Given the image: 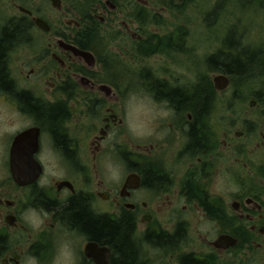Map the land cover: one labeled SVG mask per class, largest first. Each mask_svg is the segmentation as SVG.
Masks as SVG:
<instances>
[{"label": "flooded vegetation", "instance_id": "obj_1", "mask_svg": "<svg viewBox=\"0 0 264 264\" xmlns=\"http://www.w3.org/2000/svg\"><path fill=\"white\" fill-rule=\"evenodd\" d=\"M157 12L168 0H0V264H264V133L249 150L218 104L170 101L197 73L116 69L151 58ZM137 90L150 119L128 145Z\"/></svg>", "mask_w": 264, "mask_h": 264}, {"label": "rangeland", "instance_id": "obj_2", "mask_svg": "<svg viewBox=\"0 0 264 264\" xmlns=\"http://www.w3.org/2000/svg\"><path fill=\"white\" fill-rule=\"evenodd\" d=\"M218 0H184L185 3V16L184 21L187 24L186 40L187 47L186 53H171V57L164 54H153L147 59L139 57L135 62L130 60H124L117 63L116 69L122 72L123 78L128 79V74H133L136 70L139 71L143 68L149 70L166 72V74H175L181 77V82H194L193 78L195 73H205V60L210 53H212L216 45L219 43V38L227 30V26L236 25L241 26L246 42L252 45H259L264 43V0H260L259 7L255 4L249 3L241 7L237 3V0L232 2L223 3L220 7V19L215 15L208 16L207 22L204 21L205 13L210 11ZM222 14V15H221ZM159 20L166 22L167 26L165 30L174 29L172 25L181 24L179 21L174 20L172 12L162 13L157 12ZM219 16V15H218ZM155 21V19H154ZM127 74V75H126ZM174 75V76H175ZM209 75L213 76L212 74ZM230 91L226 89L225 92L220 94L218 106H216V112L218 113V124L225 122L226 117L234 118L233 127L231 128V136L238 144L246 143L250 141L251 145L249 150L254 146V141L247 133L241 136H235L236 131H242V123L237 121L240 119L241 108L238 107V111H228L224 106V99L229 97ZM149 99L145 96L141 90H137V93L127 92L122 94L121 106L119 114L123 119L122 123V135L123 143L129 145L131 138L137 137L138 139L144 138L147 132V126L149 125ZM247 110V120L251 121L258 116V113L264 110V105H249L248 101L243 105ZM232 109H235L232 107ZM246 114V113H245ZM264 115V114H263ZM223 119H221V118ZM237 117V119H236ZM253 122V121H251ZM244 126V125H243ZM220 127V126H219ZM264 133V121L259 126ZM229 129L223 127V130ZM230 130V129H229Z\"/></svg>", "mask_w": 264, "mask_h": 264}, {"label": "trees", "instance_id": "obj_3", "mask_svg": "<svg viewBox=\"0 0 264 264\" xmlns=\"http://www.w3.org/2000/svg\"><path fill=\"white\" fill-rule=\"evenodd\" d=\"M233 0H218L212 9L205 13L204 21L207 22L208 16L215 15L220 19V7L223 3L232 2ZM235 1V0H234ZM237 3L243 7L249 3L255 4L259 7L260 0H237ZM264 6V5H263ZM169 13L172 12L174 20L181 24L172 25L174 29L164 30L165 35H154L152 39L151 54L171 55V51L179 50L185 52L186 31L187 24L184 21L185 3L184 0H168ZM219 15V16H218ZM222 15V14H221ZM156 23L165 24L163 20L156 19ZM227 30L219 38V43L215 50L207 56L205 60V73H198L200 76V84L195 87L193 95L187 96L181 94L178 90L168 92L167 95L170 101L178 103H195V104H218L219 100L223 99L217 92L212 83L211 75L213 73L225 74L229 77L230 84L227 89L230 91L229 97L224 99V104L229 107L232 106L238 111L241 108V113L246 110L243 106L247 101L253 100L257 105H264V43L259 45H252L246 42V37L242 27L236 25L227 26ZM150 54V55H151ZM171 57V56H170ZM148 68L139 70V80L143 83L147 81L146 73ZM225 92V91H224ZM218 102V103H217ZM264 110L258 113V116L251 120L245 121L244 127L246 133L252 138H260L263 132L259 128L261 122L264 121ZM254 140V139H252Z\"/></svg>", "mask_w": 264, "mask_h": 264}, {"label": "water", "instance_id": "obj_4", "mask_svg": "<svg viewBox=\"0 0 264 264\" xmlns=\"http://www.w3.org/2000/svg\"><path fill=\"white\" fill-rule=\"evenodd\" d=\"M74 53L82 57L86 62H88L90 59L94 60L93 56L90 53L79 51L77 49H75ZM212 83H213L214 89L217 92H223L229 87L230 80L227 75L219 73V74H214L212 76ZM254 103L255 101L252 100L250 102V105H253Z\"/></svg>", "mask_w": 264, "mask_h": 264}, {"label": "clouds", "instance_id": "obj_5", "mask_svg": "<svg viewBox=\"0 0 264 264\" xmlns=\"http://www.w3.org/2000/svg\"><path fill=\"white\" fill-rule=\"evenodd\" d=\"M35 215V212L33 210H29L25 215H24V219L26 221H29L31 222L32 221V218L33 216ZM63 248L61 249V251L63 252ZM26 264H37V261L35 258H31L29 257L27 260H26ZM55 264H70V262H66L62 257L61 258H58L56 261H55Z\"/></svg>", "mask_w": 264, "mask_h": 264}]
</instances>
